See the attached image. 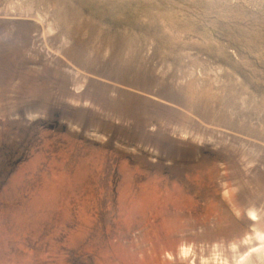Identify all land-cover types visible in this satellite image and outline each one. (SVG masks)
<instances>
[{"label": "rangeland", "instance_id": "obj_1", "mask_svg": "<svg viewBox=\"0 0 264 264\" xmlns=\"http://www.w3.org/2000/svg\"><path fill=\"white\" fill-rule=\"evenodd\" d=\"M260 236L264 0H0V264H264Z\"/></svg>", "mask_w": 264, "mask_h": 264}, {"label": "bare ground", "instance_id": "obj_2", "mask_svg": "<svg viewBox=\"0 0 264 264\" xmlns=\"http://www.w3.org/2000/svg\"><path fill=\"white\" fill-rule=\"evenodd\" d=\"M255 217V216H254ZM259 235H261V234H259ZM259 239H260V241H261V243H264V238L263 237H258ZM246 241V240H245ZM250 242V241H249ZM251 243V242H250ZM240 245H242V244H240ZM186 249V248H185ZM242 251V250H241ZM264 252V251H263ZM185 254H188V249L184 252ZM242 254V253H241ZM240 254V255H241ZM218 256V255H217ZM234 257V256H233ZM237 258H243V260H245L246 258L243 256V255H241V256H237ZM224 260V259H223ZM227 261V260H226ZM237 261H239V260H237ZM229 262V261H228ZM242 262V261H241ZM226 263V262H225Z\"/></svg>", "mask_w": 264, "mask_h": 264}]
</instances>
